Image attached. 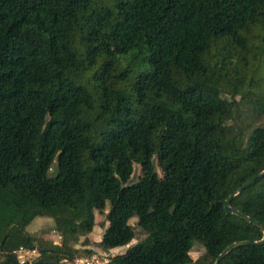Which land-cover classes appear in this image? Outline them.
Returning <instances> with one entry per match:
<instances>
[{
  "label": "trees",
  "instance_id": "1",
  "mask_svg": "<svg viewBox=\"0 0 264 264\" xmlns=\"http://www.w3.org/2000/svg\"><path fill=\"white\" fill-rule=\"evenodd\" d=\"M263 170L264 0H0V264H264Z\"/></svg>",
  "mask_w": 264,
  "mask_h": 264
},
{
  "label": "rangeland",
  "instance_id": "2",
  "mask_svg": "<svg viewBox=\"0 0 264 264\" xmlns=\"http://www.w3.org/2000/svg\"><path fill=\"white\" fill-rule=\"evenodd\" d=\"M247 120V119H245ZM157 168L162 177H164V172L160 168V166L157 163ZM142 174V168L139 164H135V171L133 174V179L138 180V178ZM96 220L97 225L94 227V230L92 233L81 236L79 242L76 244V247L80 249L81 251L76 256V262L79 263L77 260H79L81 257H88L91 258L92 256H98L100 260L105 261L106 259L109 260V264L111 261V258L118 254L125 252L126 249L131 246L132 244L136 243L138 240L144 237V235L137 234V237L132 240V242L126 246H122L116 249L111 250H104L102 247L99 246L98 241L101 240L102 235L104 233L105 227L108 225V222L105 220V214H101L100 212H96ZM131 224L135 227L136 230H138L137 225V218L134 217L130 220ZM28 231L31 232L33 235L39 236V238H48L50 242H53L55 244L61 243V235L57 230L55 229L54 221L50 217H37L33 220V222L28 226ZM59 242V243H57ZM90 248L93 250V254H87L84 253L83 249ZM205 252V248L199 244L195 243L193 249L191 250L190 254L193 257V259H197L203 253ZM81 264V263H80Z\"/></svg>",
  "mask_w": 264,
  "mask_h": 264
},
{
  "label": "water",
  "instance_id": "3",
  "mask_svg": "<svg viewBox=\"0 0 264 264\" xmlns=\"http://www.w3.org/2000/svg\"><path fill=\"white\" fill-rule=\"evenodd\" d=\"M264 176V170L258 174L257 176H254L252 177L251 179H249L248 181H246L243 185H241L237 191H235L234 193H232L228 199V203L226 205V210H227V213H236L238 214L239 216L243 217L244 219L248 220V221H251L253 223H255L256 225H258L260 228H262L264 230V227L261 225V224H258L253 218H251L250 216L242 213L241 211L235 209L232 207L231 205V201H232V198L237 195L239 192L242 191V189H244L245 187L249 186L250 184H252L253 182H255V180L259 177H262ZM257 242H264V237L260 240V241H256ZM252 243L251 241H237V242H234L233 244H231L227 249H225L220 255L219 257L217 258L216 262L214 264H218L221 259L226 255L228 254L231 250H233L234 248L236 247H239L241 245H245V244H250ZM31 264H74V263H70L68 260H63V261H59V260H55V259H51V258H39L37 259L36 261H34L33 263Z\"/></svg>",
  "mask_w": 264,
  "mask_h": 264
},
{
  "label": "built area",
  "instance_id": "4",
  "mask_svg": "<svg viewBox=\"0 0 264 264\" xmlns=\"http://www.w3.org/2000/svg\"><path fill=\"white\" fill-rule=\"evenodd\" d=\"M21 263H31L37 259L40 255L38 249H30L26 247H20L15 250ZM1 254V253H0ZM81 264H109V260L102 261L98 256H92L91 258L84 257L78 260Z\"/></svg>",
  "mask_w": 264,
  "mask_h": 264
},
{
  "label": "clouds",
  "instance_id": "5",
  "mask_svg": "<svg viewBox=\"0 0 264 264\" xmlns=\"http://www.w3.org/2000/svg\"><path fill=\"white\" fill-rule=\"evenodd\" d=\"M21 247H22V246H21ZM23 247H24V246H23ZM26 248H27V247H26ZM18 249H19V248H18ZM30 249H34V248H30ZM36 249H37V248H36ZM38 251H39V250H38ZM14 252H15V250H14ZM15 253H16V252H15ZM39 253H40V251H39ZM16 255H17V253H16ZM17 257H18V255H17ZM39 258H41L40 255H39V257H38L37 259H39ZM81 258H84V257H81ZM81 258H80V259H81ZM18 259H19V258H18ZM37 259H35L34 261H36ZM19 261H20V260H19ZM34 261H33V262H34ZM77 261H78V260H77ZM33 262H31V263H33ZM75 262H76V261H75ZM31 263H25V264H31ZM70 263H71V262H70ZM74 264H80V263H74Z\"/></svg>",
  "mask_w": 264,
  "mask_h": 264
},
{
  "label": "crops",
  "instance_id": "6",
  "mask_svg": "<svg viewBox=\"0 0 264 264\" xmlns=\"http://www.w3.org/2000/svg\"><path fill=\"white\" fill-rule=\"evenodd\" d=\"M57 243H59V242H57ZM117 248H119V247H117ZM114 249H116V248H114Z\"/></svg>",
  "mask_w": 264,
  "mask_h": 264
}]
</instances>
